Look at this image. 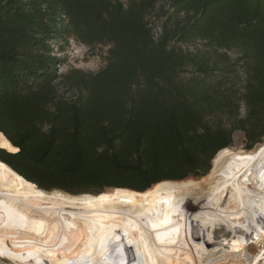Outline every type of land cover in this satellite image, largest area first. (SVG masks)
Segmentation results:
<instances>
[{"label":"trees","instance_id":"trees-1","mask_svg":"<svg viewBox=\"0 0 264 264\" xmlns=\"http://www.w3.org/2000/svg\"><path fill=\"white\" fill-rule=\"evenodd\" d=\"M70 39L109 47L106 66L59 74L54 43ZM195 40L240 53L242 96L181 80ZM236 131L264 143V0H0V132L17 149L0 160L30 185L166 196Z\"/></svg>","mask_w":264,"mask_h":264},{"label":"bare ground","instance_id":"bare-ground-1","mask_svg":"<svg viewBox=\"0 0 264 264\" xmlns=\"http://www.w3.org/2000/svg\"><path fill=\"white\" fill-rule=\"evenodd\" d=\"M0 149H17L0 132ZM153 214L134 196L45 191L0 160V256L13 264H264V143L225 148ZM220 212L228 215L217 220ZM242 226L244 229H241Z\"/></svg>","mask_w":264,"mask_h":264},{"label":"rangeland","instance_id":"rangeland-1","mask_svg":"<svg viewBox=\"0 0 264 264\" xmlns=\"http://www.w3.org/2000/svg\"><path fill=\"white\" fill-rule=\"evenodd\" d=\"M155 22V27L157 28L160 24L165 22V18L155 20ZM54 44L58 56L64 60L63 65L58 69L59 74H65L73 69H79L86 72H98L107 64L109 49L107 46L88 47L74 39H70L68 42L59 40V42H55ZM182 48L185 51L190 52L195 58V64L187 67L180 74V78L185 84L209 90L220 88L221 91H230L237 97L242 96L244 93L246 75L239 52L235 50L217 51L213 48V45L203 40H195L188 45H182ZM244 111L245 108L242 106L240 109L241 115L244 114ZM229 112L230 110L226 109V113L224 114H228ZM224 114L210 116L208 119L213 124L229 126L228 115L225 116ZM247 144L245 134L241 131H236L233 135V146L230 148L233 150L245 151ZM260 145H257L254 149ZM204 177L200 179L196 178V180H201ZM172 194L166 196H154L150 199L137 201L141 204L147 205L153 214L177 211L178 208L174 206L172 201ZM227 216L226 213L220 212L217 216L218 222L223 220L224 217L228 218ZM239 227L244 229L242 226ZM0 264L13 263L0 256Z\"/></svg>","mask_w":264,"mask_h":264}]
</instances>
